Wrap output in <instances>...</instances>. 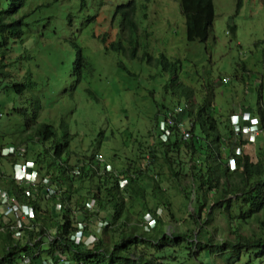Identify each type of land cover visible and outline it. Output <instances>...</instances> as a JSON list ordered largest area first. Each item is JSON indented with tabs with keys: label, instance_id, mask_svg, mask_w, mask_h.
Returning a JSON list of instances; mask_svg holds the SVG:
<instances>
[{
	"label": "trees",
	"instance_id": "obj_1",
	"mask_svg": "<svg viewBox=\"0 0 264 264\" xmlns=\"http://www.w3.org/2000/svg\"><path fill=\"white\" fill-rule=\"evenodd\" d=\"M115 1V7L111 8L113 0H0L1 57L14 45L20 46L30 31H37L39 37L56 39L62 33L70 34L68 39L60 41L59 53H51L54 68L49 76L39 80L28 77L22 82L5 83L3 87V92L9 90L16 96L38 89L41 96H31L28 102L31 101L32 105L22 109L13 101L8 110V115L18 110L16 113L25 117V121L17 133L14 134V130L10 132L11 144H0V147L24 146V158L36 162L37 198L31 202L34 218L22 220L17 226L18 233L10 232L6 226L0 231V264H56L61 256H65L70 264H264V147L259 145L253 152L252 144L242 140L240 135L234 136L228 118L221 120V115L213 108L215 91L210 83L204 85L205 94L199 103L190 100L193 87L182 85L184 100L177 104H185V107L173 119L175 123L191 122L190 138L181 139L177 126H174L168 140L159 141L156 116L153 140L147 148L148 160L142 164L143 156L139 155L142 160L138 166L131 167L127 163L118 169L112 165L109 172L96 168L97 172L91 166L97 143L91 144L90 155L70 164L68 149L72 136H67L66 125L61 124L58 131L46 120L37 121L42 106L62 103V94L69 100L83 90L98 101V95L87 86L92 67L78 37L84 27L95 25L98 15H109L116 27V39L108 45L104 43L106 33L102 35V51L126 50L124 43L127 42L130 58L138 57L149 63L153 61V64L159 62L164 68L170 66L176 75L181 63L179 58L167 57L161 51L155 56L146 49L139 55L136 46L140 18L135 2ZM148 2L145 0V8ZM178 5L184 17L186 39L206 40L214 19L213 1L178 0ZM21 58L29 59L30 56L22 54ZM3 63H12L0 60V76L5 79L9 74L3 71ZM168 107L169 104L162 103L157 114ZM245 110L252 115L256 113L252 109ZM257 114L261 118L262 110ZM27 127L33 131L31 134L26 131ZM261 130L264 132L263 125ZM260 140L263 141L262 138ZM46 142H51L49 148L35 150V145ZM235 148L240 149V156L236 155V166L230 170L227 158L234 155ZM183 157L187 161H183ZM7 160L17 161L15 157ZM159 160L168 168L175 187L187 201V222L198 229L202 225L208 229L220 216L229 233L234 235L233 240L226 239L212 247L211 242L199 237L201 230L197 235L191 230V241L186 230L165 233L161 227L162 218L156 210L161 206L169 209L171 203L168 199L160 202L157 196L161 189L157 177L164 172L162 164L157 165ZM75 168L78 173L73 172ZM149 171L155 175L148 176ZM44 176L51 178L56 189V194L45 199L41 181ZM119 179L124 180L122 187H119ZM85 183L88 187L84 186ZM0 185L11 190L12 180L6 177ZM148 190H151L149 195L153 206L146 202ZM90 199L94 200V205L87 209L85 203ZM57 201L61 203L58 211L53 207ZM188 204L193 211L187 207ZM101 212H105L103 219L106 224L97 233L93 224ZM145 212L155 217V225L150 229L142 223ZM76 214L84 222L83 234L90 232L95 236L88 245L83 241L76 244L70 239L76 230L73 226ZM134 215H141L142 232H139L138 222L128 227ZM5 223L6 220L0 226ZM253 224L257 226L255 230L242 234L247 226ZM215 229L219 228L215 226ZM115 230L120 233L117 240L109 245L105 237ZM44 239L48 240L47 245L43 243ZM22 257H26V263Z\"/></svg>",
	"mask_w": 264,
	"mask_h": 264
},
{
	"label": "rangeland",
	"instance_id": "obj_2",
	"mask_svg": "<svg viewBox=\"0 0 264 264\" xmlns=\"http://www.w3.org/2000/svg\"><path fill=\"white\" fill-rule=\"evenodd\" d=\"M212 1L214 19L208 38L204 41H189L186 39L184 17L178 0H149L146 8L145 0H134L137 16L140 18V35L136 46L139 55L146 49L151 50L155 56L161 51L167 57L179 58L181 63L176 75L170 66L164 68L159 62L153 64V61L149 63L138 57L130 58L127 42L124 43L126 50H114L112 53L102 51L104 33L106 45L116 39V27L109 15H98L95 25L84 27L78 37L92 67L87 86L98 95V101L83 90L76 92L69 100L62 94V103L56 102L52 107L41 103L43 106L37 117V121L46 120L58 131L61 124L66 125L67 136H72L68 149L70 164L90 155L92 143H97L95 154H102L115 168L120 169L127 163L131 167L138 166L142 158L144 164L149 156L147 148L153 140L154 118H160L162 113L160 111L157 114V111L162 103L173 106L184 100L181 96L182 85L193 87L190 100L195 103L203 99L204 85H213V108L223 121L231 113L238 114L247 108L256 114L262 110L261 122L264 125V0ZM115 3L113 0L111 8L115 7ZM229 26L235 28L232 30ZM36 36L37 31H30L20 46L14 45L4 56H0L2 62L12 63H3L6 65L3 71L9 75L5 79L0 76V144H9L10 132L14 130V134L17 133L25 121V117L16 113L18 110L8 115L13 101L16 107L22 109L28 107V104L32 105L31 101L28 102L31 96H41L38 89L24 91L19 96L9 90L3 92L5 83L22 82L28 77L39 80L49 76L54 68L51 53H59L60 41L68 39L70 34L62 33L59 39ZM22 54L30 58L22 59ZM222 78L227 82L222 80L221 83ZM80 87L84 89V86ZM26 131L29 134L33 132L30 127ZM263 134L264 132L260 133L258 141L252 145L253 152L257 151L259 145L264 147ZM50 144L51 142H46L34 147L39 151L49 148ZM139 155L143 157L138 158ZM182 160L187 161V158L183 157ZM158 164H162V161L159 160ZM3 165L9 171L8 164ZM162 170L164 172L157 177L161 186L157 196L160 202L168 199L171 203L169 209L165 206L158 207V216L162 218L161 227L165 233H181L186 230L191 241V230L195 235L201 230L202 235L199 237L211 242L212 247L226 239L233 240L234 235L229 233L228 226L220 216H217L208 229L204 225L198 229L189 224L187 201L175 187L164 164ZM152 175L155 172L149 171L148 176ZM86 185L88 183L84 184L88 187ZM150 192L151 190L147 191L146 202L153 206ZM187 207L193 211L191 204ZM137 210L138 208L135 209ZM145 213L142 214L143 221ZM103 215L105 212H101L100 216ZM77 216L79 220L81 216ZM140 216L134 215L133 222L128 227L138 222L139 232H142ZM215 226L219 229L216 230ZM256 228V224L249 225L242 234H250ZM119 233V230H115L106 235L109 245L117 240ZM43 243L47 245L48 240L44 239Z\"/></svg>",
	"mask_w": 264,
	"mask_h": 264
},
{
	"label": "built area",
	"instance_id": "obj_3",
	"mask_svg": "<svg viewBox=\"0 0 264 264\" xmlns=\"http://www.w3.org/2000/svg\"><path fill=\"white\" fill-rule=\"evenodd\" d=\"M223 82H226V79H223ZM183 107L185 106L178 104L165 111L160 118L157 125L159 141L166 142L174 126H177L181 139L187 140L191 136L189 127L186 126V123H175L173 119L180 115L183 111ZM250 118L248 113L234 114L230 117V123L236 135H240L243 139L253 142L258 134L256 119H252L249 125H243V123H241L250 120ZM236 152L238 153L237 150ZM24 154V146L7 145L0 147V184L4 182L6 177L12 180L11 190H7L0 185V225L6 220V223L0 226V231H3L6 226L9 228L10 232L13 231V233L16 234L18 233L17 226L22 220H31L34 218L35 210L31 202L37 198L36 162L30 158H24ZM11 157H15L17 161L9 162L7 158ZM93 159L95 164L93 163L91 166L94 170L97 171L96 168L105 172L112 170V165L107 162L102 154L96 153ZM145 160L147 161L148 157H146ZM4 163L8 164L9 171H7L6 167L3 165ZM228 163L231 169L234 168L235 161L233 157L228 159ZM78 171L77 168L73 170L75 173H78ZM41 181L44 199L56 194L54 183L49 176H44ZM123 182L124 180L122 179L118 180L119 187L123 186ZM93 205V199L85 203L87 209H91ZM53 207L58 211L61 209V203L57 201L53 204ZM158 210L156 212L157 215H159ZM144 222V227L150 229L155 225V217L151 213L146 212L144 214ZM105 224L106 221L103 219V216H100L93 224V230L98 233ZM73 226H76V230L70 235V239H72L74 243L77 244L83 241L84 244L88 245L95 240L94 234L90 232L88 234H83V221L77 220L76 218ZM22 261L26 263V257H22ZM56 264H70V262L65 256H61L57 258Z\"/></svg>",
	"mask_w": 264,
	"mask_h": 264
},
{
	"label": "clouds",
	"instance_id": "obj_4",
	"mask_svg": "<svg viewBox=\"0 0 264 264\" xmlns=\"http://www.w3.org/2000/svg\"><path fill=\"white\" fill-rule=\"evenodd\" d=\"M223 79H225V78H222V79H221V83H222V80H223ZM226 82H227V80H226ZM226 82H224V83H226ZM176 105H178V104L176 103L175 105L166 108V110H164V111L161 113V117L163 116V114L165 113V111H167V110L173 108V107L176 106ZM183 106H185V104H184ZM240 113H248L249 116L251 117L250 120H248V121H244V122H241V123H243V125H244V124H245V125H249V123H251V120H252V119H256V126H257V128H258V134H257L255 140H254L253 142H251V141L245 140V139H243V138L241 137L242 140H244V141H246V142H249L250 144L253 145V144L256 143L257 137H259V134H260V132L262 131V130H261V125H262L261 120H262V119H261V118H258V115H257L256 113H255L254 115H252L250 112L246 111L245 109H244L243 111H241ZM238 114H239V113H238ZM232 115H234V114L231 113V114L229 115V117H228V121H229V125H230V128H231V130H232L234 136H236V134L234 133V131H233V129H232V125H231V123H230V117H231ZM161 117H160V118H161ZM160 118H158V121L160 120ZM158 121H157V124H156V128H157V125H158ZM190 123H191V122L188 121V122L186 123V126L189 127ZM189 132H190V131H189ZM190 134H191V133H190ZM189 138H190V137H189ZM236 150L238 151V153H240V149L235 148V150H234V155H230V156H228V158H227V166H228V168H229L230 170H233V169L235 168V166H236V160H235V157H237L236 155H239V156H240V154H238V153L236 152ZM94 155H95V154H94ZM230 157H233V158H234V161H235L234 168H232V169L230 168L229 163H228V159H229ZM107 162H108V161H107ZM110 164H111V163H110ZM111 165H112V164H111ZM149 213H150V212H149ZM76 217H77V219H78L77 214H76ZM143 224H145L144 221H143Z\"/></svg>",
	"mask_w": 264,
	"mask_h": 264
},
{
	"label": "crops",
	"instance_id": "obj_5",
	"mask_svg": "<svg viewBox=\"0 0 264 264\" xmlns=\"http://www.w3.org/2000/svg\"><path fill=\"white\" fill-rule=\"evenodd\" d=\"M264 126V125H263ZM261 134L263 133V131L260 132ZM264 135V134H263ZM257 139H259V137H257ZM258 141V140H257Z\"/></svg>",
	"mask_w": 264,
	"mask_h": 264
},
{
	"label": "bare ground",
	"instance_id": "obj_6",
	"mask_svg": "<svg viewBox=\"0 0 264 264\" xmlns=\"http://www.w3.org/2000/svg\"><path fill=\"white\" fill-rule=\"evenodd\" d=\"M26 80V79H25ZM39 169V168H38Z\"/></svg>",
	"mask_w": 264,
	"mask_h": 264
}]
</instances>
